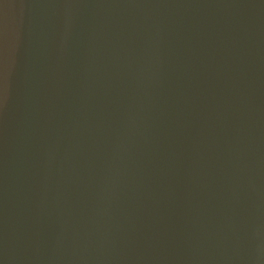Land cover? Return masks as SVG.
<instances>
[{"label":"water","instance_id":"1","mask_svg":"<svg viewBox=\"0 0 264 264\" xmlns=\"http://www.w3.org/2000/svg\"><path fill=\"white\" fill-rule=\"evenodd\" d=\"M0 264H264V0H0Z\"/></svg>","mask_w":264,"mask_h":264}]
</instances>
